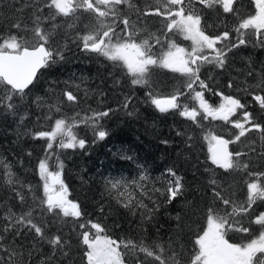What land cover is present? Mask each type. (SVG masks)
I'll return each instance as SVG.
<instances>
[{
  "label": "trees",
  "instance_id": "1",
  "mask_svg": "<svg viewBox=\"0 0 264 264\" xmlns=\"http://www.w3.org/2000/svg\"><path fill=\"white\" fill-rule=\"evenodd\" d=\"M153 1L132 0L135 8L122 7V11L130 15L132 12L131 17L134 19L137 10L154 7L155 1ZM39 2L42 0H0V34L7 35L14 22H22L31 28L34 7L29 5L34 6ZM234 7L237 9V16L233 19L236 25L238 20L246 15L244 9H248L247 12L250 13L256 9L251 0L249 2L241 0ZM217 9L222 11L219 7ZM45 15H48L47 10ZM81 15L84 19L81 20L83 25L85 22L89 23L88 19L93 23L89 14ZM146 19L141 27L150 32L156 27V19L163 20L155 15L146 16ZM85 29L84 25L76 30L86 31ZM249 30L252 33V30ZM25 35L31 38V32ZM259 41L261 43L251 38L243 46L247 50L248 60L237 58L234 60L233 57H228L224 68L212 64L203 65L200 68V78L212 89L211 92H205V97L213 94L210 97L212 101L210 104L215 105L214 103L218 102L221 92L224 95H232L241 99V103H247V110L264 122V111L260 110L251 95L243 91L245 88L252 91L250 86L257 85L256 75L261 74L264 78V57H261L264 56V40L259 39ZM68 46L74 52L63 51V59L56 57L55 63H50L48 67L39 70L37 80L34 82L35 86H30L31 92L25 98L24 104L16 100L19 107L15 113L0 106V157L12 164L13 171L24 184L32 185V191L28 188L21 189L26 196V204L22 208L11 188L4 183L3 172L0 170V205L7 204L19 213L33 204L34 195L43 197L42 180L38 175L37 163L45 154L46 141L33 139L30 132L38 128L48 130L55 118H66L69 123L75 119L76 127L73 131L78 138L86 141L85 147L61 149L57 141L51 150L49 164L51 168L57 169V159L63 162L62 179L68 187V196L80 203L85 216L79 220L72 217L62 219L45 217L49 222V234L59 229L60 234L71 244L69 258L61 257L58 264H86L85 246L78 239V233L82 230L78 225L86 223L88 219L101 223L106 228L107 234L118 242L132 240L137 244L143 242L147 245L162 243L166 247V252L175 249L181 254V264H190V259L195 254L193 241L205 224L204 209L213 201V187L217 190L223 189L222 194L234 202L244 204L246 201L245 181L248 177L242 170L232 172L214 165L208 154L209 143L205 139L209 132L233 139L238 130L219 119L210 117L204 119L203 115L194 123L187 117L181 116L179 109L161 113L152 105L148 99L149 92L158 96H168L177 89L186 92L187 77L179 72L153 67L149 77H152V83L156 87L152 86L150 90L148 84L132 85L131 77L123 68L118 66L113 69L100 59L96 61V58L79 56L84 50L78 45L74 46L73 42ZM71 53H75V57H69ZM253 54L256 60L252 58L255 57ZM233 55L234 51H230L229 56ZM98 62L101 66L97 64ZM72 64L77 66L76 73L82 72V76H72L73 82L66 77L70 76L69 69ZM78 66H83L82 70H78ZM117 70H120L119 74ZM208 75L214 78L210 79ZM98 77L103 79L100 85ZM75 78L81 79L82 82ZM229 82L232 87H227ZM66 88L78 96L79 104H61V112L52 113L54 119L45 121L43 117L49 114L47 102H51L54 95L56 98L53 103H56L57 97L62 99L61 93ZM187 93L189 94L188 90ZM124 96L132 97L127 109L121 104ZM36 97L43 98L46 104L37 107ZM186 98L187 94L181 96L180 103L190 102V98ZM107 108L113 111L100 121V125L109 134L101 140L96 137L91 121L87 124L80 121L91 117L93 111H103ZM25 111L27 118L21 122L20 117ZM38 116L41 118L39 122L36 119ZM165 141L167 143H164ZM228 147L229 151L246 153L243 161L251 162V170H264V141H261L258 133L250 132ZM28 153L31 155L29 156ZM167 168H173L183 177L185 185L184 195L171 204L166 202L165 196L154 191L157 188L162 189L165 181L170 178L162 175ZM142 175H146L148 179L141 180ZM212 179L217 181L216 186L210 184ZM113 180L123 181L124 186L119 190H112L108 182ZM120 191L125 192V196L131 194L134 200L142 201L149 209L154 208L153 202L158 203L160 207L155 210L151 220H146L143 216L145 209L125 208L118 202ZM217 206L221 209L222 215L225 211L232 212L231 206H224L220 202H217ZM5 211L6 208L0 206V217H3ZM262 211H264V201L258 200L248 213L236 215L234 219L236 221L240 219V224L244 226L255 227L257 224L254 220ZM178 214L179 220L176 219ZM53 220L55 223H52ZM259 229L261 227L257 226L254 230L257 232ZM246 234L229 232L228 239L232 238L230 242L234 243H246L248 240L240 242L235 238ZM6 235L5 247L10 249L13 246L12 235L11 233ZM35 242L36 238L29 234L26 239L17 238L15 244H24V250L28 251ZM36 249L38 250L32 252L30 264H40L41 260L51 254V248L46 243H36ZM120 250L125 253L124 261L128 264H135L138 260L145 261V264H150L152 261L151 257H146L138 249L128 250L121 245ZM0 257L7 259V254L0 251Z\"/></svg>",
  "mask_w": 264,
  "mask_h": 264
},
{
  "label": "snow or ice",
  "instance_id": "2",
  "mask_svg": "<svg viewBox=\"0 0 264 264\" xmlns=\"http://www.w3.org/2000/svg\"><path fill=\"white\" fill-rule=\"evenodd\" d=\"M194 2L196 0H155L154 7L137 10L135 20L130 14L122 11V6L127 9L135 8L132 0H42L34 6L29 5L34 7L31 28L22 22H14L7 35L0 34V86H3L0 88V106L15 113L19 107L16 100L24 104L25 98L31 92L30 86H35L38 71L48 67L50 63H55L56 57L63 59L59 48H53L50 44L51 32L45 29L44 23L55 21L57 17L77 18L78 13L89 14L93 23L85 25L86 34L80 37L84 50L98 53L123 68L131 77L132 85L147 84V77L153 67L168 68L187 77L185 87L189 93H192V100L197 102L198 108L180 103V97L186 94L179 89L163 97L149 92L148 99L161 113L179 109L181 116L187 117L194 123L203 115L204 119L209 117L219 119L238 130L233 139H225L214 132H209L205 139L210 145L209 158L214 165L232 172L242 170L248 177L245 181L246 201L244 204L234 202L222 194L223 189L217 190L213 187V201L204 209L205 224L193 241L195 254L190 259V264H264V213L258 214L254 220V223L261 227L255 238H251L247 243H234L227 238L230 231L251 235L250 227L240 224L234 217L248 213L258 200L264 201V170H251V162L243 161V157L247 154L229 151L228 146L240 141L241 137H246L250 132L258 133L261 141H264V122L247 110V103H241V99L232 95L219 93L223 102L214 107L205 99V92H211L212 89L200 78V68L205 64L225 67L228 53L246 43L244 35L247 30L251 29L258 37H264V0H254L255 14L238 20L235 28L238 39L230 44L226 43L230 40V32L227 30L215 35L206 33V28L209 26H202V16L193 6ZM198 3L209 9L219 6L224 13L237 12L234 7L237 0H198ZM46 10L48 15H45ZM150 15L161 17L165 21L160 35L148 33L146 28L139 26L140 17ZM118 25L122 26L119 32ZM52 27L54 28L55 25ZM28 32H31V38L25 35ZM169 33L182 35L185 40L191 41V49L182 47L175 39L169 38ZM156 45H160L159 51L154 50ZM227 87H232L231 82ZM250 87L252 91L248 88L243 91L251 95L260 110L264 111V78L257 85ZM61 96L62 99L57 97L56 103L47 105L49 114L43 117L45 121L54 119L52 113L61 112V104L80 102L78 96L67 88ZM131 102V96H124L122 107L127 109ZM35 103L37 107H41L46 101L36 97ZM238 110H242L241 118L231 119ZM112 111L111 108L93 111L91 117L81 120L80 123L87 124L91 121L96 137L102 140L109 133L100 125V121ZM26 118L25 111L20 117L21 122ZM36 119L39 122L41 118L38 116ZM74 127H76L75 121L69 123L66 118H55L48 130L38 128L30 132L33 139L46 141L45 154L37 163L38 175L42 180L43 197L34 195L33 204L19 213L7 204L0 205L6 208L3 217H0L2 221L0 251L7 254V259L0 257V264H30L32 252L38 250L36 243L39 242L46 243L51 248V254L41 260L40 264H58L61 257L69 258L70 241L60 234L59 229L49 234V222L45 217L53 216L58 219L72 217L79 220L85 216L80 203L68 199V187L62 179L63 162L57 159L56 171L50 170L49 164L51 150L57 141L61 149L85 147L86 141L77 137L73 132ZM28 155L30 156L31 153ZM0 170L3 172L4 183L11 188L23 208L26 204V196L21 189L28 188L32 191V185L24 184L13 171L12 164L2 157H0ZM162 175L170 178L165 181L162 189L157 188L154 191L165 196L166 202L171 204L184 195L183 177L173 168H167ZM140 179L146 180L148 177L142 175ZM108 183L112 190H119L124 186L121 180ZM210 184L216 186L217 181L212 179ZM118 196V202L125 208L145 209L143 216L146 220H151L155 210L160 207L158 203L153 202L154 208L149 209L142 201L134 200L131 194L125 196L123 191H120ZM217 202L231 206L232 212L225 211L222 215ZM176 219H180L179 214ZM52 223H55V220ZM89 226L95 231H90ZM78 227L82 230L78 233V239L85 246L86 264H125V253L120 250L121 245L124 249H138L146 257H151L150 264H181V254L175 249L166 252V247L162 243L147 245L143 242L137 244L132 240L118 242L107 234L106 228L101 223L91 219L86 223H80ZM8 233L12 235L13 246L10 249L5 247ZM29 234L36 238V242L32 243L31 250L25 251L24 244L17 245L15 241L20 237L26 239ZM135 264H145V261L138 260Z\"/></svg>",
  "mask_w": 264,
  "mask_h": 264
},
{
  "label": "rangeland",
  "instance_id": "3",
  "mask_svg": "<svg viewBox=\"0 0 264 264\" xmlns=\"http://www.w3.org/2000/svg\"><path fill=\"white\" fill-rule=\"evenodd\" d=\"M155 1V0H154ZM153 1V2H154ZM241 0H237V2H240ZM245 2L246 1H250V0H244ZM253 3H254V0H251ZM255 4V3H254ZM248 5V4H247ZM193 6L198 9L200 11V14L202 16V26H209L206 28V33L209 34V35H215V34H219L221 33L222 31H229L230 32V40L227 41L226 43L230 44L231 42H235L237 39H238V34L235 32V28L237 27L235 21L233 20L234 17L237 16V14H232V13H224L223 11H220L217 9V7L219 6H216V8H212V9H209V8H205L204 6L200 5L198 3V0H196V2H194ZM124 7V6H122ZM220 8V7H219ZM248 9H244V13H246V15L244 17H247L248 15H254L255 12H256V9L254 11H252V13L250 12H247ZM237 13V12H236ZM228 14V15H226ZM131 15H132V12H131ZM136 18H134L135 20ZM81 20L84 21L83 19V16L78 13L77 14V18H69V17H57V19L55 21H49L48 24L44 23V27L46 30L50 31L51 32V37H50V44L52 45L53 48H59V50L61 51V53L64 51H71V52H74L72 49H69V44L70 43H74V46L78 45L80 46L83 50V44H82V41L80 39V37H82L83 35L86 34V31H79V30H76L78 29L79 27L81 28L82 26L84 25H88L90 23L89 19H88V24L85 22L84 25L83 23H81ZM147 21L146 17H143L141 16L140 17V25H143L145 22ZM157 21V24H156V27L154 30H152L151 32L149 30H147L148 33H155L156 35H160L161 34V29H162V26L163 24L165 23L164 20L160 19H156ZM52 25H55V27L53 28ZM69 25H71V27H69ZM122 27V26H117V31L119 32V28ZM86 30V29H85ZM253 33V31H252ZM250 32V30H247L245 32V35H244V39L246 40V43L244 45H241L239 46V48H235V49H232L231 51H234V55L233 56H229V53H228V57H233L234 60L235 58L237 59H247V50L245 48H243V46H245L247 44V42L252 38V40H254L255 42L257 43H261L259 41L260 40H264V37H258L256 36L255 34L251 36L252 34ZM169 38L171 39H175L176 42L178 44H180L182 47H185L187 49H191V41L189 40H185L183 38L182 35H179V34H174V33H169ZM139 42V40L137 41ZM150 43H154V41H150ZM67 46H68V49H67ZM219 46V45H218ZM259 46V45H258ZM63 47V48H62ZM242 47V48H240ZM253 48H255V46H253ZM155 51H159L160 50V45H156L155 46ZM236 51V52H235ZM249 51V50H248ZM70 53V52H69ZM75 53H71L69 57H75L74 55ZM73 55V56H72ZM254 55V54H253ZM79 56H83V57H91V58H96L95 60L98 61L100 59V61H102L103 63H105L106 65H108L109 67L111 66L113 69L116 67L118 68L117 65H115L113 62L109 61L106 57L98 54V53H95V52H91V51H87V50H84V53L81 54ZM255 56V55H254ZM259 57V56H258ZM261 57H264L263 55H261ZM254 60H256V56L255 57H252ZM252 60V59H251ZM87 61V60H86ZM85 62V61H84ZM97 64H100V62H98ZM205 65H208V64H205ZM214 65V64H212ZM263 67V65H261ZM76 67L77 66H74L73 64L71 65V68L69 69V75L70 76H66L67 78H70V81L73 82V80L71 79L73 75H76L77 77L79 76H82V72L80 73H76L78 72L76 70ZM83 66H78V70H82ZM158 68V67H156ZM154 69V68H153ZM240 70V68H237V70ZM120 70H117V73L119 74ZM242 70H240L241 72ZM212 72V71H211ZM212 74L214 75V73L212 72ZM241 74V73H240ZM239 74V76H240ZM257 74V73H256ZM208 77L210 79L214 78V76H210L208 75ZM262 77L263 75H256L255 77V83L258 84L261 82L262 80ZM99 78V81H98V84H102L103 82V79L98 77ZM152 78V77H151ZM151 78L148 76L147 79H148V88L152 87L155 88L156 86L153 85L152 83V80ZM77 80H79L80 82L81 79L79 78H75ZM165 79V78H164ZM166 80V79H165ZM109 85L111 84V82H107ZM157 83V82H156ZM76 85V84H75ZM152 88H150L151 90ZM197 90H199V88H197ZM56 92L58 93V90H56ZM187 94V98H190V102L186 101V103L189 105V107H198L197 105V102L193 101L192 100V93H187V90L185 92ZM216 93V92H215ZM56 94V93H55ZM213 94H210L208 97L206 96L205 99L208 100V102H212L211 101V98ZM218 97V96H217ZM56 96L54 95L53 99L50 101L47 102L46 105L52 103L53 104V101L55 100ZM186 98V99H187ZM216 98V97H215ZM185 99V100H186ZM184 100V101H185ZM218 102L217 103H214L215 105H213L214 107L215 106H218L220 103L223 102V99L222 97H218ZM182 104H185L184 102ZM191 104V105H190ZM242 116V110H238L237 113L231 117V119L233 120H236V119H240ZM73 121H77L75 119H72V121L70 123H72ZM74 132V131H73ZM75 133V132H74ZM216 135H221V134H218V133H215ZM223 136V135H222ZM224 137V136H223ZM225 139H227L226 137H224ZM209 148H210V145L208 144V154H209V157H210V152H209ZM57 167V166H56ZM50 170L52 171H56L57 169H54V168H51L50 167ZM68 199L72 200L71 198H69L68 196ZM261 213H264V211H262ZM237 221L240 222V219H237ZM259 226L260 228V225H255V227ZM247 227H250V234H246L244 236H241V235H238L237 237L235 238H238L240 240V242H242L243 240H250L251 238H255V235H258L259 234V231L261 229H259L257 232L254 230L255 227H251V225H248ZM89 230L90 231H95L94 229H90L89 227ZM231 232V231H230ZM232 234H235V233H232ZM254 234V235H253ZM247 236L249 238H247ZM228 238V236H227ZM232 239V238H229V240ZM115 240V239H114ZM247 241V242H248ZM246 242V243H247ZM236 243V242H235ZM125 264H128L125 262Z\"/></svg>",
  "mask_w": 264,
  "mask_h": 264
},
{
  "label": "bare ground",
  "instance_id": "4",
  "mask_svg": "<svg viewBox=\"0 0 264 264\" xmlns=\"http://www.w3.org/2000/svg\"><path fill=\"white\" fill-rule=\"evenodd\" d=\"M161 97H163V96H161ZM82 102V101H81ZM85 116V115H84Z\"/></svg>",
  "mask_w": 264,
  "mask_h": 264
},
{
  "label": "water",
  "instance_id": "5",
  "mask_svg": "<svg viewBox=\"0 0 264 264\" xmlns=\"http://www.w3.org/2000/svg\"><path fill=\"white\" fill-rule=\"evenodd\" d=\"M39 72V71H38ZM38 74V73H37Z\"/></svg>",
  "mask_w": 264,
  "mask_h": 264
}]
</instances>
